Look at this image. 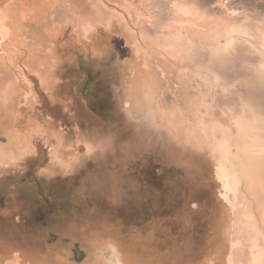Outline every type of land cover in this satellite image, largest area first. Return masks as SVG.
<instances>
[{"label": "rangeland", "instance_id": "rangeland-1", "mask_svg": "<svg viewBox=\"0 0 264 264\" xmlns=\"http://www.w3.org/2000/svg\"><path fill=\"white\" fill-rule=\"evenodd\" d=\"M85 2L87 15L74 10V3ZM73 7L69 12L73 23L84 22L86 16L90 23L99 16L115 21L125 44L152 73L149 94L156 110L182 124L178 140L183 148V199L167 203L168 224L180 225L192 235L208 221L215 229L216 244L226 245V250L182 251L173 264H208L210 259L212 264H227L228 254L229 264H264V0H73ZM59 9L55 40L38 42L15 26L12 30L18 35L1 44L0 190L4 192L17 180L42 178V171H29L41 145L51 153L50 174H57V180H77L80 190L90 182L101 184L105 192L114 190L122 174L140 160L129 152V135L119 133L118 122L112 125L110 112L87 89L90 84L83 89L85 81L66 69L69 60L63 49L68 28L63 27L65 12ZM79 105L86 113L80 119L74 117ZM87 119L93 121L90 130L84 125ZM39 162H46L42 155ZM219 166L229 176L227 186L217 175ZM163 177L167 184L136 176L138 194L149 199L147 213L159 206L154 198L176 193L175 176L165 172ZM208 194L215 200L205 201ZM197 197L200 208L209 207L196 212L192 204ZM16 199L0 203V264H59L54 252L42 254L38 249L30 207L21 210ZM7 203L3 208L1 204ZM17 210L28 214L31 228L22 215L14 214ZM139 215L135 218L142 221ZM59 222L48 221L51 228L62 230ZM103 233L97 235L96 244L117 241L111 231ZM80 239L86 254L83 264H106L110 255L106 249ZM147 257L142 249L120 251L125 264H146Z\"/></svg>", "mask_w": 264, "mask_h": 264}, {"label": "flooded vegetation", "instance_id": "flooded-vegetation-1", "mask_svg": "<svg viewBox=\"0 0 264 264\" xmlns=\"http://www.w3.org/2000/svg\"><path fill=\"white\" fill-rule=\"evenodd\" d=\"M100 17L102 16L95 19V23H90L88 19L78 23L67 20L63 22V27L68 28L63 49L69 60V67L66 69L75 72L76 77L85 81L83 89L90 84L87 89L95 92L100 106L110 112L112 125L118 122L119 133L123 130L129 135V152L138 154L139 162L122 174L114 190L105 192L101 184L94 182L80 190L77 180H57V174H50L51 153L41 145L29 171L35 174L42 171V178L15 181L6 192L0 190V203L17 198L16 206L21 210L29 205L30 215L34 219L30 222L32 235L37 239L34 242L38 243L42 254L54 252L59 264H83L86 254L81 248L83 244L78 240L90 239V245L93 243L98 246L94 240L100 233L103 235L104 230L111 231V236L117 238L115 242L120 251L142 249L147 252L149 257L145 260L146 264L177 263L182 251L226 250V245L216 244L215 229L209 227L208 221L201 228L198 226L192 235H187L180 225L168 224L166 216L170 206L167 203H179L183 199L181 191L184 168L180 163L183 159V148L182 142L178 140L182 124L176 120L170 121V115L166 111L156 110L157 105L149 94L151 79L148 74L152 73L147 72L137 53L125 44L124 35L114 25L115 21H106ZM77 28L78 31L75 30ZM53 31L52 38L55 40V27ZM92 98L94 100L90 99L89 106L93 112L96 99ZM92 122L91 119L84 122L88 130L93 126ZM80 124L81 122L76 126L78 131L81 130ZM39 155L46 160L42 165L38 163ZM91 155L94 160L92 152ZM173 159L179 162H172ZM9 171L5 168V172ZM165 172L175 176L176 193L154 198L159 206L154 211H149L152 213H147L146 204L149 199L148 196L138 194L136 176L143 178L144 175V178L150 179L153 177L158 183L167 184L163 177ZM217 175L225 180L223 185L227 186L223 166H219ZM221 197L227 201V195ZM200 198L197 197L192 204L196 212L209 207L207 205L200 208ZM213 200L214 196L206 195L205 201ZM1 205L8 208L9 203ZM19 210L14 211L16 216L22 215L25 220L29 219L28 214L26 216L25 212ZM138 214L143 217L142 221L135 218ZM50 219L60 221L64 225L62 230L51 228L48 223ZM25 220L31 228L29 220ZM178 223L181 224V221ZM230 256L228 254L227 264ZM109 259L111 255L105 258L106 261ZM212 261L210 259L208 264H212Z\"/></svg>", "mask_w": 264, "mask_h": 264}, {"label": "crops", "instance_id": "crops-1", "mask_svg": "<svg viewBox=\"0 0 264 264\" xmlns=\"http://www.w3.org/2000/svg\"><path fill=\"white\" fill-rule=\"evenodd\" d=\"M74 4L75 8L73 0H0V48L2 49L1 44L8 38L18 35L12 30L15 26L23 36L26 34L38 42H48L54 33L57 9L61 8L59 10L65 12L64 21H72L69 12L73 8L87 15L86 2L79 3L78 6L77 3ZM2 72L3 75L7 74L8 68Z\"/></svg>", "mask_w": 264, "mask_h": 264}, {"label": "clouds", "instance_id": "clouds-1", "mask_svg": "<svg viewBox=\"0 0 264 264\" xmlns=\"http://www.w3.org/2000/svg\"><path fill=\"white\" fill-rule=\"evenodd\" d=\"M98 247L102 249H106L108 253L111 255V259H109L106 264H122L120 257L119 245L113 240H102L98 243Z\"/></svg>", "mask_w": 264, "mask_h": 264}, {"label": "water", "instance_id": "water-1", "mask_svg": "<svg viewBox=\"0 0 264 264\" xmlns=\"http://www.w3.org/2000/svg\"><path fill=\"white\" fill-rule=\"evenodd\" d=\"M79 109V111L77 112V114L74 116V117H76V118H78V119H80V118H84V116L85 115H83V117L80 115L82 112H84L83 114H86L85 113V111L83 110V108L79 105L78 107H77V110ZM88 113V112H87ZM68 117H70L71 119H73V116L72 115H69L68 114ZM227 179L229 180V176H228V174H227ZM229 182H230V180H229Z\"/></svg>", "mask_w": 264, "mask_h": 264}]
</instances>
